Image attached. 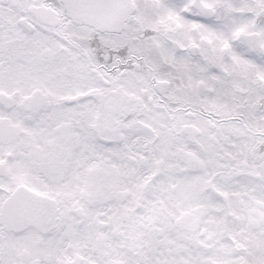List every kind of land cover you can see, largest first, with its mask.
<instances>
[{
	"label": "snow or ice",
	"instance_id": "snow-or-ice-1",
	"mask_svg": "<svg viewBox=\"0 0 264 264\" xmlns=\"http://www.w3.org/2000/svg\"><path fill=\"white\" fill-rule=\"evenodd\" d=\"M0 264H264V0H0Z\"/></svg>",
	"mask_w": 264,
	"mask_h": 264
}]
</instances>
